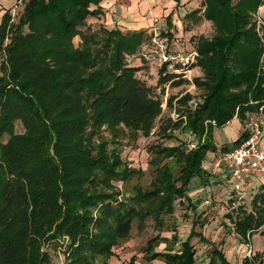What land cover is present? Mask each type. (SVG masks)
<instances>
[{"label":"trees","instance_id":"16d2710c","mask_svg":"<svg viewBox=\"0 0 264 264\" xmlns=\"http://www.w3.org/2000/svg\"><path fill=\"white\" fill-rule=\"evenodd\" d=\"M101 1L25 0L13 16L2 17L0 264H53L51 247L62 251L61 264H109L113 248L128 241L133 221L143 230L149 219L170 235L147 240L146 263L198 264L191 243L198 237L210 244L206 264H232L196 231L198 220L180 240L173 214L176 201L196 210L200 200L191 201L193 180L205 187L211 177L203 162L244 138L240 134L231 145L217 148L213 131L235 117L242 123L264 105L255 19L259 12L264 20V0H199L200 7L186 14L213 26L211 37L200 35L191 48L184 46L198 54L194 66L203 75L193 77L192 84L202 93L196 105L190 92L168 96V116L158 133L163 140L187 136L150 145L147 186L140 183L146 170L131 167L117 146L149 137L163 114L161 98L143 73L157 75L158 88L170 81L179 89L190 83L174 80L165 65L156 68L150 62L159 18L138 31L88 24L101 14ZM186 1L189 7L198 0ZM171 16H165L167 29L158 27V40L180 50L174 47ZM245 200L225 213L242 243L260 229L264 237V194L253 191ZM160 245L164 248L158 251ZM257 258H245L243 264L261 263Z\"/></svg>","mask_w":264,"mask_h":264},{"label":"rangeland","instance_id":"374dc122","mask_svg":"<svg viewBox=\"0 0 264 264\" xmlns=\"http://www.w3.org/2000/svg\"><path fill=\"white\" fill-rule=\"evenodd\" d=\"M175 0H171L169 4L172 7L170 12L172 11L171 21L173 24H175L174 32V38H176V43L174 45L175 48L182 47L181 49H188L191 48V41L198 38V36L202 35L207 38L211 37L213 32V26L210 22H206V20L200 18V21L196 23L197 16L193 19H186L185 16L188 14L190 10H196L200 7V1L194 2L193 4L189 5V7H186L189 2L186 0H179V3L176 4ZM236 0H233L235 2ZM186 2V3H185ZM196 8V9H195ZM169 12V11H168ZM166 17H163V20L160 25H156L157 31L158 27L167 29L166 24ZM198 24L195 29L194 25ZM78 39L74 40L75 44H78ZM194 68V67H193ZM198 69V68H196ZM200 70V69H198ZM195 74V73H194ZM142 75V74H141ZM143 77L145 78V82L152 88V91L156 94L157 97L162 98L165 93V87L171 88V84L169 85V82L162 84L158 87L157 86V75H150L147 72L143 73ZM142 78V77H141ZM189 85L187 83H184V86L181 87L180 91H171L169 95L172 93L177 94L180 93L182 95L185 92H190L193 95V101L194 103L197 102L200 99L201 96V89H199L196 85L194 89L190 90ZM189 89V90H188ZM262 105L259 107L261 108ZM169 110L167 108L163 109V114L161 116V119H157L155 122V127L152 129L151 134L147 138H140L136 142H129L127 140H121L120 145L118 144V148L120 150V156L121 158L128 162L131 167L134 168H140L143 170H146L145 176L142 177L140 180V183L142 185H146L150 182V175L147 170V161L149 158V147L153 143L159 141L164 142L165 144L169 145L172 143H177V139L181 141L180 138H185L187 135L184 133L179 135L176 134L175 138L171 140H163L164 138L161 136L160 133H158V126L160 125L161 121L164 120L168 116ZM173 113H171L172 117ZM19 126L17 125V132H19ZM232 143V142H231ZM229 145H231L229 143ZM112 147V146H111ZM220 171L219 175L215 176L217 179H219L222 184L228 187V184L231 182V180L228 178L227 175L223 174ZM134 181V180H133ZM134 183V182H133ZM132 184V182H131ZM221 183H215L216 189L212 192H202L198 194H192L193 197H191V201H195V199L199 198V202L196 204V210H191L189 207H187V204L185 201L183 204L180 203V201H176L175 203V212L173 214L174 220H175V227L176 231L178 233V236L180 237V240H183L187 237L189 234L190 228L193 224V222L196 221L195 229L197 232L201 233L204 238L209 240L210 242L213 241V244L220 247L226 255L230 257V250L231 246L236 245L238 242V237H233V233L231 230V226L229 225L228 218L226 217L225 213L228 211H223L222 206V196L225 194L223 191V187ZM115 185L120 188L121 190L125 191V186L121 182H115ZM224 190H227L224 189ZM212 200L211 205H202L201 202L204 200ZM251 200V195L248 196V201ZM192 201V202H193ZM247 201V208L250 210V204H248ZM245 203L244 201H242ZM208 206V207H207ZM198 216H200L198 218ZM197 217V219H196ZM137 220L133 221V227L131 230L130 237L128 241L123 242L119 244L118 246L113 248L114 256L109 260V264H127L128 262H132V264H164L160 261H153L151 263H146L143 259V249L146 245V242L151 237L160 234L163 236L170 235L169 232H163L160 233L159 230H157L153 226L152 220L146 221V226L143 230H139L137 227ZM206 225V226H205ZM232 236V239L229 241L228 238ZM191 243L193 244L195 250H196V260L198 264H206L208 261L209 253H210V244L208 242H202L199 240L198 237H194L191 240ZM164 245H160L157 250L161 251L163 250ZM51 259L53 260V264H61L63 262V254L62 251H60L58 248L51 247ZM237 256L236 254H233ZM239 260V259H238ZM257 262V261H256ZM258 263V262H257Z\"/></svg>","mask_w":264,"mask_h":264},{"label":"built area","instance_id":"2783aa9c","mask_svg":"<svg viewBox=\"0 0 264 264\" xmlns=\"http://www.w3.org/2000/svg\"><path fill=\"white\" fill-rule=\"evenodd\" d=\"M256 30L261 42V55L259 61V71L264 74V20L259 12L255 16ZM159 32L156 28L152 30L151 40L155 45V51L151 55L150 62L156 68L166 66V72L174 74V80L180 78L189 81L192 84L191 71L196 64V50H175L169 49L166 43L158 40ZM171 81L169 82V85ZM169 87H165L164 96L161 98L162 109L166 108L167 98L169 96ZM196 103V102H195ZM193 103V105H196ZM173 118L177 116L173 113ZM244 138L241 142L226 151H218L207 160V171L214 175L220 171L227 175L231 180L229 188L222 196V210L228 211L237 205L246 201L253 191L264 194V152L260 147L264 138V105L259 108L258 114H248L246 117V128ZM191 148H195L190 144ZM255 184V187L253 185ZM254 187V188H253ZM258 190V191H257ZM211 200H204L203 205H210ZM249 234L247 236L246 257L253 255L250 247ZM254 256V255H253Z\"/></svg>","mask_w":264,"mask_h":264},{"label":"crops","instance_id":"0c3cea01","mask_svg":"<svg viewBox=\"0 0 264 264\" xmlns=\"http://www.w3.org/2000/svg\"><path fill=\"white\" fill-rule=\"evenodd\" d=\"M23 1L25 0H0V24L3 15L5 13H9L11 16H13V14L16 13ZM170 1L171 0H102L100 3L101 14L96 18H89L87 20V23L104 24L108 28L116 26L126 31H138L148 29V27L152 25V22L155 17L159 18L158 21L159 23H161L162 19L160 18L165 17L168 15V13H170V10L172 9V7L170 6L171 4H169ZM260 11L264 17V5L260 7ZM158 21L157 24H159ZM177 48L181 49L182 47L179 46ZM196 68L200 69L199 66H194L191 71V79H193V77H201L203 75L202 70H198ZM194 87V85H189L190 90L194 89ZM179 88V86L174 87L173 85H171L169 93H171V91L173 92L176 90L180 91ZM175 95H178L177 92L175 93ZM258 112L259 109L257 111L255 110L253 112H249L246 114V117L248 114H258ZM245 128L246 119L241 123L235 117L231 121H229L225 126L215 129L213 131V143L217 146V148L225 144H232L234 141L237 140L240 134H245ZM260 147L264 152V138L261 141ZM209 159L210 158H208L207 160ZM203 163V165H207V162ZM217 175H219V173L214 175L211 174V177L205 187L200 183V180H193V191L190 195L192 196V194L194 193L198 194L204 191H214L216 189L215 183L219 182L222 184V182L217 179V177H215ZM253 185L255 187L254 182ZM229 186V184L228 187L222 184V186L220 187L228 189ZM224 189L223 191L225 192L226 190ZM254 192L256 191L254 190ZM261 231L262 229L252 233L249 236L248 243L250 244L253 255L257 254V262H261L259 264H264V237L261 235ZM232 236L234 238L237 237L235 234H233ZM232 236L228 238L229 241L232 239ZM246 246L247 243H242L238 239L237 244L231 246L230 257L225 254L227 260L230 261L232 264H243L245 258L251 260L253 255L249 258L246 257ZM233 254H236L237 256Z\"/></svg>","mask_w":264,"mask_h":264}]
</instances>
